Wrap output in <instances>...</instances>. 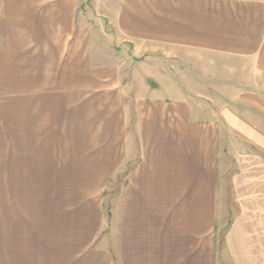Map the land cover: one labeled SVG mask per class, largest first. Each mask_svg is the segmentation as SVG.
I'll return each instance as SVG.
<instances>
[{"label": "crops", "instance_id": "1", "mask_svg": "<svg viewBox=\"0 0 264 264\" xmlns=\"http://www.w3.org/2000/svg\"><path fill=\"white\" fill-rule=\"evenodd\" d=\"M0 264H264V0H0Z\"/></svg>", "mask_w": 264, "mask_h": 264}, {"label": "rangeland", "instance_id": "2", "mask_svg": "<svg viewBox=\"0 0 264 264\" xmlns=\"http://www.w3.org/2000/svg\"><path fill=\"white\" fill-rule=\"evenodd\" d=\"M113 185L111 187H113ZM108 194H109L108 199L111 200L114 197V190L113 191H108ZM105 210H106V208H105ZM103 220H104V222L102 223L103 227L101 228V230L102 231H107V230L110 231L111 230V219H103Z\"/></svg>", "mask_w": 264, "mask_h": 264}]
</instances>
